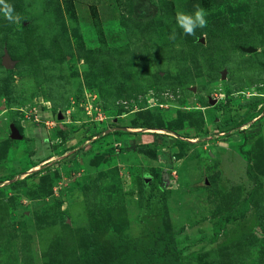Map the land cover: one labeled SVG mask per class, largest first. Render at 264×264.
<instances>
[{"label": "rangeland", "instance_id": "1", "mask_svg": "<svg viewBox=\"0 0 264 264\" xmlns=\"http://www.w3.org/2000/svg\"><path fill=\"white\" fill-rule=\"evenodd\" d=\"M5 2L0 264H264V0Z\"/></svg>", "mask_w": 264, "mask_h": 264}, {"label": "trees", "instance_id": "2", "mask_svg": "<svg viewBox=\"0 0 264 264\" xmlns=\"http://www.w3.org/2000/svg\"><path fill=\"white\" fill-rule=\"evenodd\" d=\"M9 73V71H7ZM251 196L247 198L244 203H241L240 207L235 211H226L217 218V226L213 232L214 237L216 238L219 234V231L223 228L227 219L232 215L238 217L245 216L248 211L249 203ZM139 254L142 256V264H158L166 261L169 256L175 255V249L172 242H168L167 245L158 244L157 246H152L147 248L144 251H139Z\"/></svg>", "mask_w": 264, "mask_h": 264}, {"label": "clouds", "instance_id": "3", "mask_svg": "<svg viewBox=\"0 0 264 264\" xmlns=\"http://www.w3.org/2000/svg\"><path fill=\"white\" fill-rule=\"evenodd\" d=\"M0 13L9 20L14 18L12 8L5 0H0ZM205 17V11L197 6L191 14L178 12L175 16V21L176 25L181 28L184 33L192 34L196 28L203 27L206 24Z\"/></svg>", "mask_w": 264, "mask_h": 264}, {"label": "water", "instance_id": "4", "mask_svg": "<svg viewBox=\"0 0 264 264\" xmlns=\"http://www.w3.org/2000/svg\"><path fill=\"white\" fill-rule=\"evenodd\" d=\"M198 42L203 43V39L200 38ZM14 64V61L10 59L8 54L4 52V56L2 58V65L4 66L5 69L10 70ZM11 138L13 139H20V136L17 134L16 130L11 127Z\"/></svg>", "mask_w": 264, "mask_h": 264}]
</instances>
